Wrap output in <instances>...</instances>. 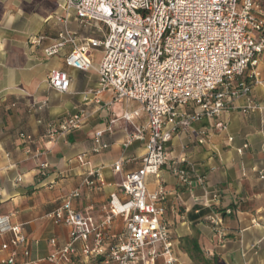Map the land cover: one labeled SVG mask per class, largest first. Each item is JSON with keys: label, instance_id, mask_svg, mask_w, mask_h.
Returning <instances> with one entry per match:
<instances>
[{"label": "crops", "instance_id": "0c3cea01", "mask_svg": "<svg viewBox=\"0 0 264 264\" xmlns=\"http://www.w3.org/2000/svg\"><path fill=\"white\" fill-rule=\"evenodd\" d=\"M65 1L0 0V215H10L12 224L22 225L31 242V257L25 258L19 249L18 264H39L46 259L54 252L52 239L59 246L68 242V227L55 225L47 215L59 209L74 190L80 195L73 199V209L101 220L103 207L123 179V173L114 170L115 163L126 162L124 173L136 171L145 154L144 142L124 148L123 121L102 137L108 149L92 151L97 132L106 130L125 112L138 110L139 105L122 100L109 106L111 92L99 97L100 103L94 96L84 101L88 91L97 87L98 73L68 68L65 58L70 46L55 57L45 55V49L57 42L62 26L53 17L64 15ZM70 27L82 40L101 39L107 31L95 21L81 27L75 16ZM102 57V49H98L92 57L96 68ZM53 69L70 75V93L49 86L47 78ZM259 72L264 80V53ZM77 95L79 100L74 99ZM252 96L261 107L254 113H244L245 101L240 99L220 118H203L181 127L169 146V161L159 176L147 178L149 193L164 192L165 219L173 230V250L182 264H193L182 246L183 239L195 234L204 257L214 264H264V84L255 86ZM82 110L89 116L83 127L58 142L45 137L47 125ZM147 119L143 113L135 122L145 124ZM218 123L227 124L228 129L222 130ZM201 132L206 134L205 144L199 143ZM22 134L33 140H23ZM181 170L187 172L188 183L180 181ZM90 171H100L112 186L98 188L96 179L92 187L83 185ZM215 215L223 220L222 235L212 224ZM111 232L115 237L109 245L127 240L123 219L113 221ZM7 242L8 237L0 238V260L8 254L2 249ZM77 262L84 263L77 258L73 264Z\"/></svg>", "mask_w": 264, "mask_h": 264}, {"label": "built area", "instance_id": "2783aa9c", "mask_svg": "<svg viewBox=\"0 0 264 264\" xmlns=\"http://www.w3.org/2000/svg\"><path fill=\"white\" fill-rule=\"evenodd\" d=\"M63 10V16L53 17L62 28L57 42L45 49V55L55 57L70 46L65 58L68 68L98 73L97 87L88 91L84 101L94 96L100 103L99 97L111 92L109 106L122 100L139 105L138 110L125 112L106 130L97 132L92 151L108 149L102 137L123 121L124 148L144 142L145 154L136 171L124 173L126 162L115 163L114 170L123 173V179L103 207L101 220L73 209L72 201L80 195L78 189L47 215L55 225L68 227L69 240L59 246L52 239L54 252L38 263L73 264L79 258L85 264L91 260L95 264H182L174 253L173 230L165 219L164 192L149 193L146 181L151 175L159 176L161 167L169 161V146L181 127L203 118H220L240 99L245 101L241 107L244 113L261 108L252 90L264 84L259 72L264 53V1L66 0ZM72 16L81 27L93 21L102 23L106 34L101 39H80L70 27ZM98 49H102L103 57L96 68L92 57ZM47 82L59 93H70L72 80L65 71L51 70ZM190 107L192 112L188 111ZM42 108L41 105L39 109ZM143 113L147 122L137 124L136 118ZM88 119L82 110L58 124L47 125L45 137L58 142L83 127ZM217 126L228 129L227 124ZM205 135L200 133V144H205ZM21 138L33 140L24 134ZM178 176L181 182L188 183L186 171H179ZM94 184L98 188L112 186L100 171H90L83 185ZM116 218L125 222L127 240L109 245L115 237L111 230ZM212 224L217 233H224L220 216L215 215ZM2 237H8L2 247L8 254L0 264H18L19 249H23L25 258L31 257V242L22 225L12 224L10 215H0Z\"/></svg>", "mask_w": 264, "mask_h": 264}, {"label": "trees", "instance_id": "16d2710c", "mask_svg": "<svg viewBox=\"0 0 264 264\" xmlns=\"http://www.w3.org/2000/svg\"><path fill=\"white\" fill-rule=\"evenodd\" d=\"M182 249L188 253L193 264H214V261L206 259L199 245L198 235L183 239Z\"/></svg>", "mask_w": 264, "mask_h": 264}, {"label": "rangeland", "instance_id": "374dc122", "mask_svg": "<svg viewBox=\"0 0 264 264\" xmlns=\"http://www.w3.org/2000/svg\"><path fill=\"white\" fill-rule=\"evenodd\" d=\"M97 58H99V56H98V55H97ZM52 61H56V60H55V59H53ZM79 98H80V97H79L78 95L74 97V99H75V100H79ZM77 264H85V263H82V262H77Z\"/></svg>", "mask_w": 264, "mask_h": 264}]
</instances>
